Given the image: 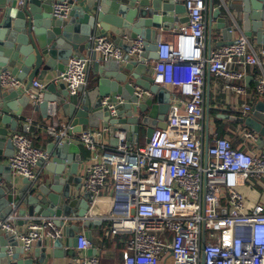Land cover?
<instances>
[{
	"label": "built area",
	"instance_id": "built-area-1",
	"mask_svg": "<svg viewBox=\"0 0 264 264\" xmlns=\"http://www.w3.org/2000/svg\"><path fill=\"white\" fill-rule=\"evenodd\" d=\"M23 6L25 0H15ZM207 0H184L188 21L173 37L171 43L157 42L156 59L152 66V81L157 86H170L166 128L155 130L149 143L137 147L117 132V144L108 148L107 130L85 129L67 135L72 127L48 126L44 130L57 133L60 140H75L88 152L99 154L84 169L81 188L87 195L88 219L102 203L108 191L111 211L108 233L123 240L119 264H264V204L249 206L245 190H253V181H264V148L253 151L259 135L242 131V146L234 147L228 138L214 134L204 152V82L205 72L226 83L225 90L237 97L249 98L253 91L245 84L247 70L258 67L262 75L255 93L264 97V49L260 55L242 35L226 46L210 50L206 55ZM71 5L55 3L52 16L66 20ZM229 33H233L231 29ZM146 41L136 38L125 53L107 37H91L88 52L96 54L95 62H124L125 57L138 59L146 53ZM94 62L89 56H72L53 80L62 84L69 95L82 93L88 85V71ZM0 89H14L36 105L45 85L33 80L30 87L8 71L0 72ZM134 96L142 100L150 94L135 88ZM123 100L109 103L101 100L111 116ZM48 116L55 119L54 107ZM241 117L252 115V105L241 106ZM209 122V120H208ZM24 133L10 136L13 154L9 168L13 175L36 182L37 166L48 164L50 155L36 147ZM60 141V142H61ZM58 144H61V143ZM11 208H16L11 203ZM89 214V216H88ZM17 215L9 214L0 221V231L13 235L23 253L36 242H54L62 238L56 220L79 221L76 217L35 218L24 231L18 232L14 223ZM91 242L83 234L76 238L75 251L79 257L71 264H100L95 253L86 256ZM8 256L12 255L9 249Z\"/></svg>",
	"mask_w": 264,
	"mask_h": 264
},
{
	"label": "water",
	"instance_id": "water-1",
	"mask_svg": "<svg viewBox=\"0 0 264 264\" xmlns=\"http://www.w3.org/2000/svg\"><path fill=\"white\" fill-rule=\"evenodd\" d=\"M183 1L25 0L23 6L18 7L15 0H0V72L11 68L10 73L25 82L26 88H29L35 78L43 80L47 71L54 70L58 76L72 56H89L94 62V69H102L108 63L95 62L96 54L87 51L89 39L107 37L109 34L115 37L113 42L116 46L119 48L125 46V53L136 38L144 39L146 50L152 51L149 60L153 61L156 59L157 42L152 37L151 29L160 28V22L164 24V28H167V23L175 22V20L172 21L173 15L185 13ZM59 2H67L71 5L66 20L55 19L52 16V6ZM206 9V24L210 26L211 20H218L221 24L219 30L223 34L231 30L226 27V20L230 17L235 19L234 13H236L244 17L248 38H251L254 33L259 38H264V0H220V7L217 9H215L214 0H208ZM226 45L228 44L223 46ZM209 46H207L208 51H210ZM146 55L145 53L138 59L125 57L126 65L123 70L129 73V81L137 85L135 88L149 92L150 96L145 101L138 100L134 96V88L131 97L120 96L123 103L115 107L114 116L102 107L101 99L91 103L86 93H82V88L75 95H69L62 84L56 85L53 81L45 86L46 95L35 108L48 113L49 103L62 107L64 116L68 118L69 125L72 127L71 131L67 132L68 136L80 133L82 127L89 129L102 127L108 131V135L115 141L116 146L117 132L127 133L128 141L137 143L138 132L145 129V144H147L155 130L166 128L171 95L153 84L152 78L149 77L152 66L149 61L144 62ZM118 76L125 78L122 74ZM122 93V88L111 92L108 102L115 104L116 98ZM30 104L28 97L20 92L14 89H0V183L4 181L8 186L12 185L11 171L9 165L4 166L3 162L9 160L13 154L9 132L15 133L21 122L26 120L22 112ZM204 104L208 114L207 92L204 96ZM232 119L258 134L264 145V101L258 99L255 102L250 117ZM205 125L207 133V116ZM48 136L53 140L46 149V152L53 157H50L51 161L46 165V171L50 176L43 182H30L24 179L22 188L19 190H6L0 186V221L9 214L15 213L18 218L27 217V220L73 216L80 219L79 221L86 229L101 226L102 221L85 219L87 195H83L81 200L71 198L70 195L72 185L77 186L76 192L80 189L79 178H76L81 164L78 155L80 144L75 140L61 141L57 133H50ZM59 142L61 144H58ZM208 142V135L205 134L204 152ZM69 154L72 156L69 157ZM95 155L96 153L92 152V156ZM14 191H17L15 195H13ZM11 203L16 206L14 210L11 208ZM56 225L62 226L63 223L56 220ZM90 235V232L85 234L91 242ZM76 238L71 241L70 249L75 248ZM11 245L14 247L17 245L16 238L8 237L0 231V261L4 262L2 264H33L31 259L26 262H15L20 250L8 256ZM36 245L42 252L37 263L46 264L51 258V255L44 254L48 248L47 243L39 241ZM60 246V240L51 244L54 251ZM91 251L92 254L88 256L95 255L94 248ZM52 257L56 258L55 253Z\"/></svg>",
	"mask_w": 264,
	"mask_h": 264
},
{
	"label": "crops",
	"instance_id": "crops-1",
	"mask_svg": "<svg viewBox=\"0 0 264 264\" xmlns=\"http://www.w3.org/2000/svg\"><path fill=\"white\" fill-rule=\"evenodd\" d=\"M208 1V0H207ZM215 2V9L220 7V0H214ZM55 4V3H54ZM53 4V5H54ZM207 6V2H206ZM207 8V7H206ZM207 11V9H206ZM207 12H205L206 15ZM234 13V12H233ZM173 15V14H172ZM234 17H230L226 20V27L228 29H232L233 33H229V31H225L223 34L221 30H219L221 24L218 20L213 19L210 22V26L206 24V46L210 45V50L218 49L219 47H222L224 44H230L238 37L245 35V23H244V17L242 14H236L234 13ZM187 16L186 13L179 14V15H173L172 21L175 20V22L167 23V28H164V24L162 22L159 23L160 28L154 29L152 28V37L156 42H166L171 43L173 41V37L178 32V30L185 25ZM206 23V20H205ZM247 37V36H246ZM107 38L114 41L115 37H113L112 34L107 35ZM248 38V37H247ZM251 48L253 51L260 55L261 50L264 49V38H259L256 33L252 35L251 38H248ZM124 47L120 48L122 51H124ZM208 50L206 51V55H208ZM146 60L144 62L149 61L151 66H153V61L149 60L150 56H152L151 50H146ZM73 55V54H72ZM112 62V64H104V68L95 70L94 64L91 65L89 71H88V85L85 89L86 95L89 97V100L91 103L95 102L96 100H102L105 97L110 96L111 92L118 90L119 88H122V91L125 96L131 97L132 90L137 86L134 83H131L129 81V73L125 72L123 70V67L126 65V62L122 63H116ZM116 65V66H115ZM10 69H8V72H10ZM118 74L125 75V78L122 79L118 76ZM149 77L152 78V67L150 69ZM262 71L258 67L249 68L247 70V78L245 80V84L248 86L249 90L253 91V96L249 98L244 97H237L233 93H228L225 89L226 83L222 80L208 75L207 71L205 72V82H204V96L205 93H208V114H206V108L204 107V120L207 116L209 122H208V141L210 142L211 139H213L214 134H217L219 137L223 136L225 138H228L232 141L234 147H241L242 146V131L245 129V126L238 122V124H234L237 121L233 120L232 118H239L241 117V106L244 103H249L254 106L255 102L260 99L261 101H264L263 96H258L255 93V88L258 83V79L262 75ZM57 76L56 72L54 70L47 71L46 75L44 76L43 80L34 79L37 81H40L45 86L52 82L54 78ZM25 83V82H24ZM26 84V83H25ZM58 85V84H56ZM164 90V92L167 94L172 95L174 90L170 86H159ZM46 95V89L43 91L41 96L39 97V102L36 105H33L32 103L23 110L22 115L26 118L25 121L21 122V124L17 127L15 133L21 132L24 133V126L26 123H29L30 126V132L27 133V136L34 142L35 146L46 151L47 146L49 143H52L53 140L48 135L50 133L46 132L44 129L50 125L55 126L56 128L64 125H68L70 121L68 118L64 116L62 107L56 106L54 103L48 104V110L52 109L51 107H54L56 110V118L51 119L48 116V113L42 111L40 108L37 107L40 102L42 101L43 97ZM148 97L144 96L142 98V101H145ZM215 119H221L223 120L222 123V129L218 130L215 127ZM204 124V132L206 133ZM89 129L88 127H82L81 131ZM99 130H103L102 127L98 128ZM14 132H9V136H11ZM126 140L128 139L127 133L125 134ZM145 136L146 132L145 129H142L138 132L137 137V147H141L145 144ZM205 136V135H204ZM106 142L108 143V148H113L115 146V141L108 135L105 137ZM205 142V141H204ZM264 145L261 143V140L259 138V141L253 146V151L263 149ZM81 159V164L78 167L76 178H79V191H75V187H77L75 184L70 187V195L71 198H77L82 199L83 195L85 193L83 192L81 188V179L84 172V169L87 165H89L92 161H95L96 159H99V154H96L95 156H92L91 152H88L84 147H79V154ZM69 157L72 156V154L68 155ZM51 158H53L50 155ZM50 158V161H51ZM9 160L4 161L3 165L8 166ZM46 165L40 163L36 168V174H37V182H43L46 178L50 176V174L46 171ZM11 177V186H8L4 181H1L0 186L4 187L6 190L9 189H15L19 190L22 188V181L25 178L13 175L10 172ZM261 192L259 194L258 191ZM247 190H245L246 192ZM253 195H256L258 200L253 202V208L258 203L264 204V181H253ZM17 191L13 192V195L16 194ZM104 197H102V203L99 204L90 217L88 218L91 221H102L101 226H93L89 229H86L82 226L81 221H68L65 222L61 227L62 229V238L60 239L61 246L58 249H54L51 247L52 242L49 240H43L45 243H47V249L45 250L44 254L51 255V258L48 259L46 264H71L75 259L79 257V254L75 251V248L70 249L71 241H73L76 236L79 234L85 235L87 232H90L91 236V248L85 252V255L88 256V254H92L91 249L94 248V252L99 256L100 258V264H119L121 262V252L123 248V240L119 237L110 236L108 233V228L110 225V221L108 220L110 216H116L117 211H111L109 204H107V201H109L110 197L108 194V191H106L103 194ZM250 205V204H249ZM252 206V205H251ZM78 210V209H76ZM76 210L74 212H76ZM89 216V214H88ZM30 224V221L27 220V217L25 218H18L16 219V222L14 223V227L18 232L24 231L27 226ZM8 237H14L13 235L9 234ZM16 246L11 245L9 248L12 249V254L15 253V251L20 250L19 256L17 258V261L20 262H26L28 259H31L33 261V264H38L37 260L39 257H41L42 252L41 248L37 247V242L33 245L32 249L28 253H23L18 245V241L16 239ZM44 245L42 244V247ZM55 253V257H52V254ZM6 261V260H5ZM4 262L0 261V264Z\"/></svg>",
	"mask_w": 264,
	"mask_h": 264
},
{
	"label": "rangeland",
	"instance_id": "rangeland-1",
	"mask_svg": "<svg viewBox=\"0 0 264 264\" xmlns=\"http://www.w3.org/2000/svg\"><path fill=\"white\" fill-rule=\"evenodd\" d=\"M222 129V127H221ZM259 192V194H261V192L259 190H256ZM245 196L248 198V201L250 203V207H252L251 205H253V202L256 203V201L258 200L257 196L256 195H253V191L251 190H247L246 192H244Z\"/></svg>",
	"mask_w": 264,
	"mask_h": 264
},
{
	"label": "trees",
	"instance_id": "trees-1",
	"mask_svg": "<svg viewBox=\"0 0 264 264\" xmlns=\"http://www.w3.org/2000/svg\"><path fill=\"white\" fill-rule=\"evenodd\" d=\"M222 123H223V120H221V119H215V127H216L217 131L221 129V127H222ZM234 124H238V122H236V123H234ZM221 137L223 138V136H221ZM224 138H225V137H224ZM32 142H33V141H32ZM33 144H34V142H33ZM34 145H35V144H34ZM123 249H124V244H123L122 251H123Z\"/></svg>",
	"mask_w": 264,
	"mask_h": 264
}]
</instances>
